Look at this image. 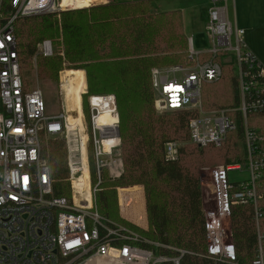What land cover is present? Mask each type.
<instances>
[{
	"label": "built area",
	"instance_id": "1",
	"mask_svg": "<svg viewBox=\"0 0 264 264\" xmlns=\"http://www.w3.org/2000/svg\"><path fill=\"white\" fill-rule=\"evenodd\" d=\"M4 4L8 7L6 14L2 12ZM231 6L235 10V0H210L205 23L209 48L197 51L190 39L191 63L153 67L151 83L157 109L192 114L189 140L200 147L221 145L228 132L237 127L230 113L239 114L251 181L229 180V171L242 170L239 163L212 170V202L204 209L203 256L215 263L243 264L236 257L232 208L253 203L257 248L252 264H264V208L258 204L261 196L256 189V182L264 174V132L251 127L248 120L250 115L264 118V62L246 42L244 29L231 19ZM59 8H65L62 0H0V264H182L192 252L151 241L100 212L92 194L89 134L72 128L67 110L49 113L40 87L25 86L16 22ZM53 53L51 40L39 43L40 55L50 57ZM232 59L237 66L239 104L205 109L204 86L218 82L223 76L222 63ZM61 135L67 142L69 179L74 191L68 197L54 195L50 162L44 152V140ZM112 148L105 151L95 140L93 151L100 182L102 169L109 166L104 154L111 153ZM182 148L179 140L167 141L166 159L177 160ZM85 165L90 170V200L84 199L76 186ZM120 175L118 172L116 176Z\"/></svg>",
	"mask_w": 264,
	"mask_h": 264
},
{
	"label": "trees",
	"instance_id": "2",
	"mask_svg": "<svg viewBox=\"0 0 264 264\" xmlns=\"http://www.w3.org/2000/svg\"><path fill=\"white\" fill-rule=\"evenodd\" d=\"M143 2H150L153 4V8L157 7L154 1L144 0L128 3L112 2L106 5H99L98 7L93 6L90 9L77 10L81 13L89 12L91 19L88 23L89 28L91 24H96L97 26L94 33H88L89 35L84 34L81 22L76 24L67 22V14L70 11L61 13L63 19L61 35L59 28L56 26V19L52 20L47 14L18 20L15 26V33L22 73L25 66L36 54L37 44L45 36V34L44 36L36 34L37 25L39 30H43L50 37L57 38L62 36L65 57H44L41 55L38 61L39 74L44 78L55 79L62 67V59H65L71 64L70 68L72 69H86L90 94L101 96L100 92H113L117 101V110L120 118V137L124 146L125 173L123 172L124 174H122L123 176L121 175V178L119 177L120 179L115 180L114 178L113 181L105 182L102 190L97 193L100 212L112 220L130 227L151 241L192 252L193 254L185 256L182 264H231L215 263L203 256L206 252V234L202 191L203 181L200 170L203 166L214 162L216 157L220 156V153L225 165L231 164V162H245L247 151L243 135V124L238 113H230L231 116L235 117L237 127L235 130L228 132L226 139L221 145L210 144L200 147L191 143L193 147H183L177 160L170 161L166 159L165 143L169 140H177L176 138H171V132L169 131L176 133L185 126L184 128L187 132L185 134H188L189 138L188 122L192 114L179 112V117L175 120L166 119L155 114L153 109L154 90L151 83V67L160 57H157L158 55L152 57V54L158 50H164V52L170 51L171 54L173 53L172 56L174 57H181V55H174L179 49H176L175 45L170 43L162 48L156 40L145 41L143 35L139 38H134L131 43L134 45L133 51L130 49L128 52L130 45L125 44V36L115 49L107 51V49H101L102 47H100L106 39L109 40L108 37L110 36L109 34L107 35L108 29L102 30L106 29V25H109L105 22L112 15L105 11L117 6L116 4L129 6ZM6 11H8V7L7 4H4L2 12L7 13ZM96 11H101V14L95 16ZM173 12L180 14V11ZM134 13L127 14L126 18L129 21L130 19L133 21V23L128 25L135 24L133 18L136 16L133 15ZM32 29H34V33ZM98 29H100L99 32H97ZM89 39L95 40L99 46H96L95 49H86ZM136 42H138L137 45H135ZM121 55L125 57L113 60L114 56ZM177 60H180V58ZM222 67V78L216 83L208 84L219 87L218 98H209L206 101L207 106H205V101L203 100L205 109L208 108L209 102L214 104L222 102L221 98L227 104L219 103L215 108H233L238 105L237 68L235 62L233 59L227 63L223 62ZM78 71L84 92L86 88L85 74L82 70ZM226 84L230 85L231 91L229 93L226 90ZM99 85L102 86V91L98 90L97 87ZM25 86L29 87L27 79H25ZM253 116L262 117L261 115H250L248 120L253 118ZM249 125L262 133L264 132L260 127L250 123ZM199 148H205L206 150ZM230 155L231 157H229ZM89 160L93 184L96 181L95 163L90 147ZM49 162L54 195L57 197H68L70 183L66 178L68 177L69 169L67 165V149L63 140L50 141ZM105 170H103V174H105ZM103 176L105 178V175ZM127 184H142L145 191L143 195L142 190L137 187L120 189L122 210L125 214L131 216L133 221L140 224L145 223V198L148 229H143L135 223L133 224L126 219L119 218L117 214L118 197L116 196L118 195H116L114 186ZM256 189L261 196L258 204L264 208V174L256 182ZM131 199L134 202L132 208V205L130 206ZM231 220L237 249V260L243 264H252L256 258L257 248L253 203L234 205ZM158 251L168 255L175 254L174 251L167 249H158Z\"/></svg>",
	"mask_w": 264,
	"mask_h": 264
},
{
	"label": "rangeland",
	"instance_id": "3",
	"mask_svg": "<svg viewBox=\"0 0 264 264\" xmlns=\"http://www.w3.org/2000/svg\"><path fill=\"white\" fill-rule=\"evenodd\" d=\"M89 1H95V0H89ZM102 1V2H100ZM105 1V2H104ZM116 2L119 3L118 0H99V2L92 3L91 6L85 7L82 9H90L91 7L95 6L98 7L99 5H106L108 3ZM153 2V1H151ZM155 2V1H154ZM156 6L157 3L155 2ZM117 6L113 8L107 9L105 12L110 13L111 18L106 19L107 24L106 29L102 30H107V35L109 34L110 36L108 39H106L102 46L101 49H107V51H110L111 49H115L116 46H118L125 36L126 43L129 44L130 48H128V52L130 49L133 51V44H131L134 40V38H139L141 35H143V38L145 41H148L150 39L156 40L157 43H160V47H166L167 45L173 44L175 45L176 49H179L176 54L174 55H181V57H174L172 56L171 52H164L163 51H156L153 56L158 55L157 57H160L159 60L157 59L155 61V64H152V67H165V66H171L174 64H190L188 59V51H189V37L192 38V41L194 43V47L197 51H205L206 49L209 48L210 46V40L207 35V31L205 29V18L200 15L199 9L196 8V10L190 12V18L188 17L186 22V27L184 29V22H183V17L182 14H177L172 12H162L160 11L157 7L153 8L152 3H138L134 5H129V6ZM77 10L79 9H73L70 7H65V8H59L57 11L53 13L47 14L48 16L51 17L52 20L56 19V26L60 30V35L62 34V16L61 13L63 11H70L67 14V22L68 23H82V26L84 28L85 34L91 33L93 34L94 31L97 29L96 24H91V27L89 28V22L91 21L90 19V14L89 12L81 13L78 12ZM7 12V11H6ZM97 13L95 16H99L101 14V11H96ZM135 12L133 15L136 17L133 18L135 21L134 25H128L133 23V21L128 18H126L127 14ZM187 13V11H186ZM6 14V13H4ZM44 16V15H43ZM230 16L233 21L236 20L237 25L239 28L244 29L245 34L244 38L249 44H256L258 43L260 46L261 50V56L260 59L264 62V0H235V10L231 6L230 7ZM93 21V19H92ZM188 24V25H187ZM133 29V30H132ZM100 29H98L97 32H99ZM34 33V29H32ZM36 34L43 35L45 34L43 40L49 39L53 42L54 44V53L51 57H65L64 56V49L62 45V36L60 37H50L46 33H44L43 30H39L38 25L36 28ZM188 34V35H187ZM35 35V34H34ZM89 35V34H88ZM42 40V41H43ZM89 39V44H87V48L95 49L96 46H99V44L95 41ZM40 41V42H42ZM39 42V43H40ZM39 43L37 44V52L34 55V57L29 61V63L25 66L23 69V76L25 79L28 80L29 83V88H35V87H40L43 91L44 98L47 104V109L48 112L51 114H56L62 110H68V103L66 100L65 96V87H64V79L68 76L66 75L67 71L69 70H82L84 71L85 78H86V88L83 93V84L81 80V91H80V96H81V104L83 107V126L84 130L89 134L90 137V143L89 147L92 150L93 153V160L95 163V156H94V145H95V140H98L100 144H102L101 139L102 135L100 130L95 129L94 122L92 119V115H98L99 111L96 110L92 105H91V97L95 96L93 94L89 93V85H88V75L86 69H77V68H70L71 64L68 63L65 59H62V67L57 73V76L55 79L53 78H44L39 74L38 70V61L39 57L41 56L39 54ZM122 44V45H125ZM138 42H136L135 45H137ZM148 44V43H145ZM152 49V48H151ZM136 54L135 52H132ZM148 55H151L147 53ZM119 57H125L123 55L121 56H114L113 60L119 58ZM174 57V58H173ZM180 58V60H177ZM177 60V61H176ZM30 64V65H29ZM29 65V66H28ZM236 66V65H235ZM237 68V66H236ZM79 72V71H78ZM66 76V77H65ZM99 91H102L101 88L102 86L99 85L98 87ZM219 87L216 85H208L206 84L203 89V100L205 101V106L206 101L211 98V99H217L218 95L217 93L219 92ZM226 90L231 91L230 85L226 84ZM83 93V94H82ZM99 94H102L101 96H113L115 100V113H117L118 118V110H117V101L116 97L113 92H100ZM154 95V100H153V109L155 111V114L160 116V117H165L166 119H176L179 117V112L176 111H162L156 108V96L155 92L153 93ZM237 98H238V104H239V94L237 90ZM222 102H219L220 104L226 103L225 101L222 100ZM218 102L214 104L213 102L208 103V108L207 109H213L217 107L219 104ZM227 104V103H226ZM143 108V107H140ZM120 120V118H119ZM249 123L256 126L260 127L264 130V118L263 117H256L253 116V118L249 119ZM118 125V145L112 148L111 153L104 154V161H106L109 166H106L102 169L101 175H102V180L100 182L99 177H98V172L95 164V179L94 183L92 184V194H93V199L95 201V204H97L98 208L100 209L98 200H97V193L102 190V187L105 182L108 181H113L114 178L115 180L120 179L124 174V146L121 142V137H120V127H119V122L117 123ZM185 127V126H184ZM179 129L178 132L173 133L171 132L170 136L171 138H176L179 140L182 144L183 147H193L191 144L192 142L188 138V134L186 132L185 128ZM120 139V140H119ZM55 140H63L65 142V146L67 149V142L65 136L61 135L58 137H48L44 140V152L46 157L49 159L50 155V141H55ZM228 141V140H227ZM227 141H225L227 143ZM225 143V144H226ZM216 148V147H214ZM203 149L204 151L206 150L205 148H199ZM220 156L216 157V160L214 162H211L210 165L203 166L200 170L201 174V179H202V191H203V201H204V209L208 207L211 202H212V193H211V173L212 170L219 166V165H225L224 162L222 161V154H219ZM226 156V155H225ZM231 157V155L229 156ZM227 159V158H226ZM236 164L237 162H231V164ZM242 165V170H232L229 171L228 173V178L230 181L235 182V183H240V182H249L251 181V174L249 170L247 169V161H246V156H245V162L244 163H239ZM68 165V164H67ZM112 169L113 172H111L110 168ZM105 170V174H103V170ZM108 171V172H107ZM118 172H121L120 176H116ZM124 172V173H123ZM105 175V178L104 176ZM112 175V176H111ZM70 173L68 174V177L66 180L70 183V188H69V195L71 196L73 194V188H72V183L69 179ZM120 177V178H119ZM91 183H92V178H91ZM140 188L143 192L144 195V185L142 184H127V185H117L114 186V189L116 191V197L117 199V214L119 218L126 219L127 221L132 222L133 220L131 219V216L125 214L122 210V205H121V200H120V189L123 188ZM133 200H130V206L133 204ZM133 205L131 206V208ZM144 207H145V217L147 218L146 214V205H145V198H144ZM130 209V208H129ZM101 210V209H100ZM105 216V215H104ZM107 217V216H106ZM147 223L148 220L146 219ZM118 222V221H116ZM120 223V222H119ZM139 226L140 223L136 222ZM145 224V223H143ZM141 227V226H140ZM148 229V227L146 228Z\"/></svg>",
	"mask_w": 264,
	"mask_h": 264
},
{
	"label": "bare ground",
	"instance_id": "4",
	"mask_svg": "<svg viewBox=\"0 0 264 264\" xmlns=\"http://www.w3.org/2000/svg\"><path fill=\"white\" fill-rule=\"evenodd\" d=\"M89 0H62V7L82 8L91 4ZM66 79H64L65 96L69 109L67 110L69 115V122L72 128L82 130L83 124V107L81 104V80L79 72L69 70L67 71ZM84 93V92H83ZM91 105L99 111L98 115L94 117L95 129L100 130L102 135V145L105 151H110L112 147L118 145V125L119 118L115 113V100L113 96H92ZM86 139V136L84 137ZM120 140V139H119ZM84 159L86 161V147H84ZM90 170L88 165L84 167V175L76 182L77 192L80 193L84 199H91L90 191ZM78 197V196H77Z\"/></svg>",
	"mask_w": 264,
	"mask_h": 264
},
{
	"label": "crops",
	"instance_id": "5",
	"mask_svg": "<svg viewBox=\"0 0 264 264\" xmlns=\"http://www.w3.org/2000/svg\"><path fill=\"white\" fill-rule=\"evenodd\" d=\"M138 1H144V0H118L119 3L138 2ZM151 1H155L157 3V8L162 12L180 11V13L182 14V17H183L184 29L186 27L185 21L187 20L188 17L190 18V12L196 10V8L199 9L201 16L203 13V17L205 18V21H206L207 9H208L209 2H210V0H151ZM95 2H99V0L92 1L91 4H89L86 7L91 6L92 3H95ZM100 2H102V1H100ZM82 8H85V7H82ZM82 8H74V9H82ZM186 11H187V13H186ZM84 34H85V32H84ZM188 37H189V39H192L190 37V35H188ZM248 45L252 48V50L258 56H261V50H260V46L258 43L254 44V45L248 43ZM130 220H133V219L131 218ZM132 222L137 224L135 221H132ZM140 226H141V228L146 229L148 227L147 221H145V224H140Z\"/></svg>",
	"mask_w": 264,
	"mask_h": 264
}]
</instances>
